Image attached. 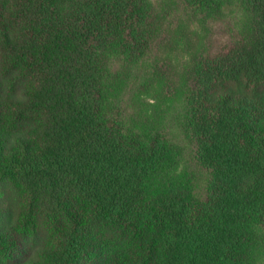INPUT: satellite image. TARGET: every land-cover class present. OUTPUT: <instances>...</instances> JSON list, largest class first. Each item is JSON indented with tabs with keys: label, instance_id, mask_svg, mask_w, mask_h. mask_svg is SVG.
Wrapping results in <instances>:
<instances>
[{
	"label": "trees",
	"instance_id": "16d2710c",
	"mask_svg": "<svg viewBox=\"0 0 264 264\" xmlns=\"http://www.w3.org/2000/svg\"><path fill=\"white\" fill-rule=\"evenodd\" d=\"M233 6L243 33L191 66L184 103L204 196L168 138L113 112L114 65L140 59L154 0H0V264H253L264 247V0Z\"/></svg>",
	"mask_w": 264,
	"mask_h": 264
},
{
	"label": "rangeland",
	"instance_id": "374dc122",
	"mask_svg": "<svg viewBox=\"0 0 264 264\" xmlns=\"http://www.w3.org/2000/svg\"><path fill=\"white\" fill-rule=\"evenodd\" d=\"M154 34L147 53L138 60L116 63L106 88L109 106L129 125L168 138L180 150L177 168L154 173L146 184L152 195L178 175L189 179L203 197L208 171L195 158V142L186 132L184 103L192 63L203 53H215L240 38L244 18L235 7L223 13L185 8L180 0H154ZM7 205L16 199L8 185L0 189ZM253 264H264V247Z\"/></svg>",
	"mask_w": 264,
	"mask_h": 264
}]
</instances>
